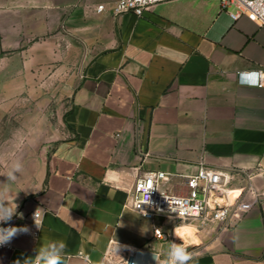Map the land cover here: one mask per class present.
I'll return each instance as SVG.
<instances>
[{
  "label": "crops",
  "instance_id": "crops-1",
  "mask_svg": "<svg viewBox=\"0 0 264 264\" xmlns=\"http://www.w3.org/2000/svg\"><path fill=\"white\" fill-rule=\"evenodd\" d=\"M115 2L0 0V121L29 108L0 140V214L43 210L38 236L16 234L0 264L53 241L67 245L65 264H124L132 246L136 264H155L170 241L154 228L185 224L197 237L190 264H264V202L228 227L131 206L147 171L186 193L184 174L201 163L264 166V86L247 81L264 68V25L234 20L220 0H169L142 16L114 14ZM53 107L63 130L42 147Z\"/></svg>",
  "mask_w": 264,
  "mask_h": 264
},
{
  "label": "built area",
  "instance_id": "built-area-1",
  "mask_svg": "<svg viewBox=\"0 0 264 264\" xmlns=\"http://www.w3.org/2000/svg\"><path fill=\"white\" fill-rule=\"evenodd\" d=\"M169 0H116L113 13L118 15L124 12H133L142 16L157 4ZM221 9L228 12L235 20L247 14L259 25H264V0H220ZM99 12L105 10L104 4H99ZM252 78L247 80L251 84L264 86V68L248 72ZM188 190L186 193L168 191L163 181L168 178V173L163 170L147 171L139 175L134 184V199L132 208L144 216L153 217L156 214L170 215L178 223L199 221L202 226L217 225L228 227L235 220L241 218L255 204L264 202V166L260 163L249 166L233 168L232 172H224L212 168L205 163L198 166L196 172L184 174ZM233 181H238L233 186ZM38 215L35 220V213ZM43 210L36 208L28 215L20 218L15 214L8 221H1L0 228L27 229L18 231L17 234L38 236L42 222ZM162 235L158 238L168 239L171 242L180 241L167 234L160 226ZM156 235V234H155ZM188 250L190 246L187 244ZM14 248L13 238L10 242L0 245V249ZM138 248L129 247L126 251L124 264H136Z\"/></svg>",
  "mask_w": 264,
  "mask_h": 264
},
{
  "label": "clouds",
  "instance_id": "clouds-1",
  "mask_svg": "<svg viewBox=\"0 0 264 264\" xmlns=\"http://www.w3.org/2000/svg\"><path fill=\"white\" fill-rule=\"evenodd\" d=\"M22 165L16 162L13 166V171H10L7 175L9 182L16 179L14 173L21 170ZM6 207L2 201H0V208ZM15 210L8 209L3 214H0V221H8L11 219ZM38 212L35 213V220ZM18 231H27V229L0 228V245L10 242V240L17 234ZM174 236L180 241L171 242L167 251L166 257L161 260L159 257L153 255L155 264H190L193 260V253L188 250L187 241L185 239V230L180 226H175L173 229ZM156 236L162 235L161 230H156ZM67 245L63 241H53L45 245H41L34 258H28L25 264H65V249ZM120 246L116 248V252Z\"/></svg>",
  "mask_w": 264,
  "mask_h": 264
},
{
  "label": "rangeland",
  "instance_id": "rangeland-1",
  "mask_svg": "<svg viewBox=\"0 0 264 264\" xmlns=\"http://www.w3.org/2000/svg\"><path fill=\"white\" fill-rule=\"evenodd\" d=\"M28 109L29 108L26 107L25 110H21V112L15 113V115L13 116L7 115L2 121H0V140L2 138H4L5 140H9V138L12 137L13 129H18L19 126L21 127L23 126L24 124L23 115L28 112ZM47 110L48 111L50 110L48 114L51 115V119H52V124H51L52 137H49V133H48V136L46 138H42L38 140V145L42 147L49 142H55L56 136H58L63 130V124L60 121V111L54 107L51 109L47 108ZM194 236H195V233H194ZM185 239L187 241V244H189V246H191V242L197 241L196 236L193 239L194 241H191V239L188 237H186Z\"/></svg>",
  "mask_w": 264,
  "mask_h": 264
},
{
  "label": "bare ground",
  "instance_id": "bare-ground-1",
  "mask_svg": "<svg viewBox=\"0 0 264 264\" xmlns=\"http://www.w3.org/2000/svg\"><path fill=\"white\" fill-rule=\"evenodd\" d=\"M187 226H189V225H183V226H181L184 230H185V238L186 237H188V238H190L191 239V241H194L193 239H194V232H193V230H191V228H186ZM186 228V229H185ZM195 242V241H194Z\"/></svg>",
  "mask_w": 264,
  "mask_h": 264
}]
</instances>
